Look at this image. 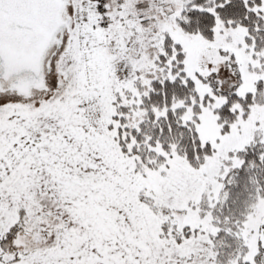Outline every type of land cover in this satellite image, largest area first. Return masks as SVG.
I'll list each match as a JSON object with an SVG mask.
<instances>
[{
    "label": "snow or ice",
    "instance_id": "1",
    "mask_svg": "<svg viewBox=\"0 0 264 264\" xmlns=\"http://www.w3.org/2000/svg\"><path fill=\"white\" fill-rule=\"evenodd\" d=\"M0 264H264V0H0Z\"/></svg>",
    "mask_w": 264,
    "mask_h": 264
}]
</instances>
